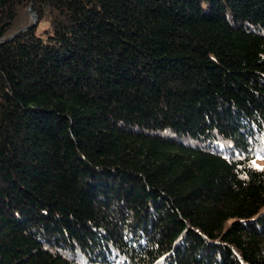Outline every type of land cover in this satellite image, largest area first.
I'll list each match as a JSON object with an SVG mask.
<instances>
[{"label":"trees","instance_id":"obj_1","mask_svg":"<svg viewBox=\"0 0 264 264\" xmlns=\"http://www.w3.org/2000/svg\"><path fill=\"white\" fill-rule=\"evenodd\" d=\"M258 156L264 0H0V264H264Z\"/></svg>","mask_w":264,"mask_h":264},{"label":"rangeland","instance_id":"obj_2","mask_svg":"<svg viewBox=\"0 0 264 264\" xmlns=\"http://www.w3.org/2000/svg\"><path fill=\"white\" fill-rule=\"evenodd\" d=\"M253 165L257 168H264V156L263 157H256L254 160H253Z\"/></svg>","mask_w":264,"mask_h":264},{"label":"water","instance_id":"obj_3","mask_svg":"<svg viewBox=\"0 0 264 264\" xmlns=\"http://www.w3.org/2000/svg\"><path fill=\"white\" fill-rule=\"evenodd\" d=\"M28 11H29V13H30V15H31L32 22H31V24H30L29 26L25 27V28L22 29V30H26V29H28V28H31V27L35 26V24L37 23V17H36L35 14H33V13L31 12L30 7L28 8ZM22 30H21V31H22Z\"/></svg>","mask_w":264,"mask_h":264}]
</instances>
